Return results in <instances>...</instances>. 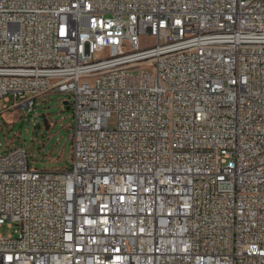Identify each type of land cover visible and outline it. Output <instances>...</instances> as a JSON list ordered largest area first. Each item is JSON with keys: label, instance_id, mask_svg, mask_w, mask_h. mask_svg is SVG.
Segmentation results:
<instances>
[{"label": "built area", "instance_id": "obj_1", "mask_svg": "<svg viewBox=\"0 0 264 264\" xmlns=\"http://www.w3.org/2000/svg\"><path fill=\"white\" fill-rule=\"evenodd\" d=\"M49 94L71 168L0 150V264H264V0H0L4 110Z\"/></svg>", "mask_w": 264, "mask_h": 264}, {"label": "rangeland", "instance_id": "obj_2", "mask_svg": "<svg viewBox=\"0 0 264 264\" xmlns=\"http://www.w3.org/2000/svg\"><path fill=\"white\" fill-rule=\"evenodd\" d=\"M152 43L151 38L144 44ZM69 94H49L36 99L32 113L27 108L4 110L0 101V150L7 154L11 149L22 147L29 153L30 166L38 170L57 171L70 169L72 163L73 112L67 110L64 102ZM13 100L9 104L11 107ZM116 124L113 117L109 125ZM13 233L7 225L0 229L4 237Z\"/></svg>", "mask_w": 264, "mask_h": 264}, {"label": "water", "instance_id": "obj_3", "mask_svg": "<svg viewBox=\"0 0 264 264\" xmlns=\"http://www.w3.org/2000/svg\"><path fill=\"white\" fill-rule=\"evenodd\" d=\"M64 106L67 107V110H70V106L68 105V102H64Z\"/></svg>", "mask_w": 264, "mask_h": 264}]
</instances>
